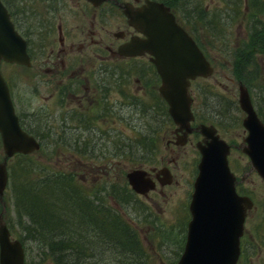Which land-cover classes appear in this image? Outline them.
Masks as SVG:
<instances>
[{
    "label": "rangeland",
    "instance_id": "obj_1",
    "mask_svg": "<svg viewBox=\"0 0 264 264\" xmlns=\"http://www.w3.org/2000/svg\"><path fill=\"white\" fill-rule=\"evenodd\" d=\"M2 1L9 9L13 6L12 3L21 5L22 1L25 2V0ZM182 1L187 2L188 8L193 12L192 15H195L196 21H199L196 33L205 35L208 44L201 43L210 58L212 57L214 67L213 74L207 77H198L192 83L190 91L195 105L193 113L198 121L213 123L220 136L230 143L228 162L236 174V189L242 194L250 195L254 200V206L246 214L242 235L244 239L241 240V249H243L242 242H244V248L248 252L245 257L239 258L238 264H264V180L251 168L249 157L240 147L242 138L246 133L242 125L244 111L238 105V82L241 78L233 73L234 68L231 66V62L237 60V48L244 40L249 39L247 34H249L248 26L252 14L248 7L249 0ZM259 1L264 3V0ZM28 3L29 0H27L26 5ZM35 7L38 10L36 4ZM38 16L40 15H32V17L39 18ZM57 19V16L54 17L55 23L58 21ZM208 21L213 26H206L205 22ZM253 51L254 55L257 56L256 65L258 69L255 70H259L260 78H257L252 86L241 80L248 86L252 100H255L258 99L257 96L264 95L263 92L259 91L264 86L261 81L264 77V52ZM16 65L1 64V70L4 77L12 84L11 94L21 124L24 123L26 124L24 125L25 128L33 130L32 127H35L39 122L25 120L26 115L31 114L34 110L42 112V107L47 102L43 99L42 93L47 91L40 89L36 95L29 93L31 91L29 87L30 68ZM248 68L251 67L248 65ZM248 78L251 77L248 76ZM226 103L231 104V108L227 111L224 109ZM253 103L256 108V100ZM148 107L151 110L145 108L143 115L133 114L130 111L129 126L126 122L115 121L114 130H123L127 134L123 138H114L115 142L124 141L126 143L124 149L127 151L126 153L110 154L114 164L112 169L104 171L105 174L103 175H97L96 171L91 168V162H103L101 161L102 154H70L66 147L60 148L58 146V139H40L38 137L41 142L40 148L26 155L31 160L36 161L35 169L38 179L43 176L45 170L50 169L54 172L73 173L74 181L89 191L104 187V184L118 183L122 185L125 190L119 189V196L126 198L129 193L132 196L124 203L117 200L118 202H116L119 203L120 207L115 208L126 225L134 229L140 240L139 246L141 245L144 249L141 254L137 250L139 246L136 247V250L135 247L130 249L127 247V255H129V250L134 254L127 260V264H143L145 262L147 264H176L186 237L187 222L190 218L188 203L193 189L192 182L197 172L196 163L199 155L196 147L189 142H178L176 146L171 145L174 149L171 146H166V139L172 134L174 122L163 97L158 117H155L156 108ZM36 130L38 132L31 131V133L44 134L46 132L45 136L49 134L42 128H36ZM3 156L4 149L0 139V160ZM79 159L82 161L81 163H78ZM15 160V155L9 157L8 164L15 162ZM116 161H119L118 164H115ZM152 164L157 167L168 165L174 176L173 181L165 185L157 183L156 188L150 189L146 196L135 193L128 184L127 171L138 166H144L145 169H148ZM96 200L99 202L101 199ZM103 203L104 201L98 204ZM107 203L111 204L112 200L107 199ZM0 211L12 237L19 238L18 234L21 229L16 222L17 211L9 180L4 189L2 200L0 199ZM25 218L27 219L26 216ZM107 241H104L106 246L108 248L113 247L111 240ZM101 250L98 251L97 255L107 258L108 250ZM42 257L36 243L25 240L26 264H52L48 258Z\"/></svg>",
    "mask_w": 264,
    "mask_h": 264
},
{
    "label": "flooded vegetation",
    "instance_id": "obj_2",
    "mask_svg": "<svg viewBox=\"0 0 264 264\" xmlns=\"http://www.w3.org/2000/svg\"><path fill=\"white\" fill-rule=\"evenodd\" d=\"M154 1L169 6L176 21L192 36L212 64V57L201 43L206 45L208 42L205 35L196 33L199 21L192 15L187 2ZM26 3L27 0L21 5L12 3L13 6L7 8L15 28L26 40L29 64L3 61V64L30 68L29 93L36 95L40 89L47 91L42 93L47 101L42 112L34 110L26 115L25 120L39 122L32 131L38 132L36 128H42L49 132L46 136V132L33 135L40 139H58V146L66 147L70 154H102L103 162H91V168L97 175H103L113 167L110 154L127 151L124 141L115 142L114 138L127 136L123 130H114L115 121L126 122L129 126L130 111L143 115L145 108L151 110L148 106H152L157 109L155 117H158L160 110L161 77L152 60L153 55L136 43L147 35L131 22V17L148 3L146 0H29L28 6ZM33 14L40 16L32 17ZM56 16L58 21L55 23L53 19ZM205 25L213 26L209 21ZM122 46L124 50L120 49ZM6 81L12 93V84ZM241 82L240 79L238 84ZM199 122L195 116L191 125L194 127ZM180 134L182 131L177 130L174 122L166 146H176ZM201 137L197 129L184 136V142L196 147L199 157L196 142ZM80 159L78 163L82 162ZM164 166L172 178L170 182L161 184L157 172ZM161 167L150 165L147 169L149 175L156 184H170L174 179L170 167ZM160 176L163 175L160 173ZM118 186L111 184L110 188ZM148 192L135 193L146 196ZM111 200L120 207L112 197ZM63 224L60 223L65 227Z\"/></svg>",
    "mask_w": 264,
    "mask_h": 264
},
{
    "label": "water",
    "instance_id": "obj_3",
    "mask_svg": "<svg viewBox=\"0 0 264 264\" xmlns=\"http://www.w3.org/2000/svg\"><path fill=\"white\" fill-rule=\"evenodd\" d=\"M146 1L148 4L131 17V22L147 34L136 43L153 55L152 60L161 77L159 90L177 130L182 131L178 142L183 143L184 136L192 129L202 134L196 142L200 157L188 203L190 218L176 264H237L245 218L253 200L236 189V174L228 162L230 144L220 136L217 127L205 122L193 127L190 122L194 118L193 95L188 89L190 80L210 76L214 67L192 36L176 21L169 6L160 1ZM120 49L124 50L123 46ZM2 61L29 64V55L26 40L15 28L7 6L0 0V66ZM238 105L244 111L242 125L246 130L240 143L241 150L249 157L251 168L264 180V121L248 89L241 83L238 84ZM0 137L4 149L0 160L1 199L8 180V157L18 152L30 153L40 147L39 140L20 123L1 67ZM147 173L143 167L127 171V180L134 191L146 194L155 187L156 181ZM157 177L164 184L171 181L172 175L164 166L158 169ZM24 263L22 242L19 238H11L0 212V264Z\"/></svg>",
    "mask_w": 264,
    "mask_h": 264
},
{
    "label": "trees",
    "instance_id": "obj_4",
    "mask_svg": "<svg viewBox=\"0 0 264 264\" xmlns=\"http://www.w3.org/2000/svg\"><path fill=\"white\" fill-rule=\"evenodd\" d=\"M263 4L259 0H249L248 7L252 13L248 26L249 34H247L249 39L242 42L243 47L240 45L237 48V60L231 62V66L234 68L233 73L242 80H244V76L260 78L259 70H255L258 69V66L256 65L257 56L254 55L253 50L264 52ZM248 65L251 68H248ZM261 81L264 85V77ZM246 83L249 84L248 81ZM259 91L264 93V86ZM261 96L263 97L261 98ZM257 98L255 99L256 110L264 121V95L257 96ZM193 106H195L194 103ZM230 108L231 104L226 103L225 111ZM22 125L26 124L22 123ZM26 129L29 132L32 131L29 128ZM14 155L16 156L15 162L8 164V180L12 187L17 211L16 222L21 229L18 236L22 240L24 248L25 240L35 242L42 258L47 257L52 264H127V260L134 254L129 250V255H127L126 248L135 247L136 250L140 240L135 231L123 223L125 221L115 208L117 205L111 203L114 206L110 207L111 204L107 203V199L111 200L112 197L113 200L124 203L130 199L131 193L126 198H121L119 188L120 190H125V188L118 183L115 184L119 185L116 189L104 184V187L94 188L90 192L85 190L80 183H76L73 173L70 172H50L48 169L45 170L43 178L38 179L35 169L36 161L31 160L24 153L18 152ZM96 199L101 200L98 202ZM103 201V204H98ZM51 216L53 217L51 218ZM63 221H65L63 224L65 227L60 225V223H64ZM243 237L242 239H244ZM106 239L111 240L113 247L106 246L105 242H108ZM243 244L244 242H242L243 249L240 259L245 257L248 252ZM101 249L108 250L107 258L97 255L98 251H102ZM137 250L141 254L144 251L141 245ZM143 264H147V262Z\"/></svg>",
    "mask_w": 264,
    "mask_h": 264
},
{
    "label": "bare ground",
    "instance_id": "obj_5",
    "mask_svg": "<svg viewBox=\"0 0 264 264\" xmlns=\"http://www.w3.org/2000/svg\"><path fill=\"white\" fill-rule=\"evenodd\" d=\"M255 26V25H254ZM146 34V33H145ZM147 35V34H146ZM6 62H8V61H6ZM251 64V63H250ZM248 72V71H247ZM255 72V71H254ZM213 74V73H212ZM197 77H199V76H197ZM200 77H205V76H200ZM207 77V76H206ZM245 78H244V80H246V81H248L249 82V84H250V86H252V85H254V81L257 79V78H248V76H244ZM196 78V77H195ZM195 78H193V79H191L190 80V84H191V81L192 80H194ZM190 84H189V86H190ZM241 84H243L247 89H248V91H249V88H248V86L245 84V82L244 81H242L241 82ZM189 86H188V89H189ZM249 93H250V91H249ZM11 94V93H10ZM251 94V93H250ZM191 108L193 109V106H191ZM194 114V113H193ZM195 120V114H194V118L192 119V120H190V122L192 123L193 121ZM244 127V126H243ZM245 129V128H244ZM28 131V130H27ZM246 131V130H245ZM29 132V131H28ZM31 133V132H30ZM32 134V133H31ZM33 135V134H32ZM245 135H246V133H245ZM244 135V136H245ZM37 140H40V139H38L35 135H33ZM0 139H1V137H0ZM2 143V142H1ZM14 155V154H13ZM12 155V156H13ZM11 157V156H10ZM9 158V157H8ZM197 168V167H196ZM7 170H8V159H7ZM48 170V169H47ZM49 171H52V170H50L49 169ZM54 172V171H53ZM195 175H197V172H196V174ZM128 181V180H127ZM8 184V183H7ZM128 184H129V182H128ZM108 185V184H107ZM111 186V184H109L108 185V187H110ZM107 187V186H106ZM48 188V187H47ZM193 188V187H192ZM50 189V188H49ZM102 190H103V188H101ZM100 190V189H99ZM46 191H48V190H46ZM49 192V191H48ZM192 192V191H191ZM47 193V192H46ZM45 193V194H46ZM44 195V194H43ZM50 195H51V193H50ZM54 196H56V195H54ZM57 196H58V194H57ZM251 197V196H250ZM43 198H45V196H43ZM61 198V197H60ZM47 199V198H46ZM56 199V198H55ZM59 199V198H58ZM138 200V199H137ZM56 201V200H55ZM47 203V202H46ZM45 204V203H44ZM53 204V203H52ZM253 204H254V200H253ZM137 205V204H136ZM46 207H48V206H46ZM45 207V208H46ZM56 207V206H55ZM253 207V206H252ZM56 209V208H55ZM71 210V209H70ZM72 211V210H71ZM46 212V211H45ZM47 213V212H46ZM80 214V213H79ZM31 215V214H30ZM45 215V214H44ZM52 215V214H51ZM48 216V215H47ZM60 216V215H59ZM58 216V217H59ZM27 217V216H26ZM30 217V216H29ZM35 217V216H34ZM53 216H51V218H52ZM57 217V216H56ZM57 217V218H58ZM61 217V216H60ZM38 218V217H37ZM33 219V218H32ZM47 219V218H46ZM38 220V219H37ZM5 221V220H4ZM45 222V221H44ZM81 223V222H80ZM87 223V222H86ZM123 223H126V222H123ZM87 225V224H86ZM36 226V225H35ZM87 228V227H86ZM10 230V229H9ZM37 230H38V228H37ZM34 234V233H33ZM10 235H11V231H10ZM11 238H12V235H11ZM14 238V237H13ZM32 238V237H31ZM64 240V239H63ZM22 242V241H21ZM62 242V241H61ZM63 243V242H62ZM22 245H23V247H24V244H23V242H22ZM66 249V248H65ZM68 249V248H67ZM24 250H25V248H24ZM69 252V251H68ZM46 254H49V253H46ZM70 254V253H69ZM68 254V255H69ZM46 256V255H45ZM48 256V255H47ZM140 256V255H139ZM82 257V256H81ZM47 257H45V259H46ZM68 258V257H67ZM64 261V260H63ZM67 262H69L68 260H67ZM100 262H101V260H100ZM24 264H26V262L24 263ZM62 264V263H61ZM96 264V263H95Z\"/></svg>",
    "mask_w": 264,
    "mask_h": 264
}]
</instances>
